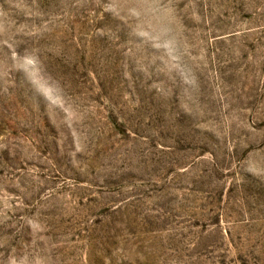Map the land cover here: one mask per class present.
I'll list each match as a JSON object with an SVG mask.
<instances>
[{
    "label": "rangeland",
    "instance_id": "1",
    "mask_svg": "<svg viewBox=\"0 0 264 264\" xmlns=\"http://www.w3.org/2000/svg\"><path fill=\"white\" fill-rule=\"evenodd\" d=\"M0 264H264V0H0Z\"/></svg>",
    "mask_w": 264,
    "mask_h": 264
}]
</instances>
